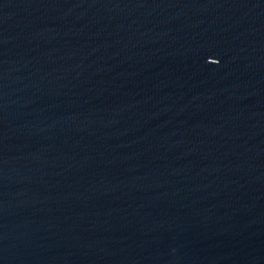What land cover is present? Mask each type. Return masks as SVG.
Here are the masks:
<instances>
[{
	"label": "water",
	"instance_id": "95a60500",
	"mask_svg": "<svg viewBox=\"0 0 264 264\" xmlns=\"http://www.w3.org/2000/svg\"><path fill=\"white\" fill-rule=\"evenodd\" d=\"M0 264H264V0H0Z\"/></svg>",
	"mask_w": 264,
	"mask_h": 264
}]
</instances>
